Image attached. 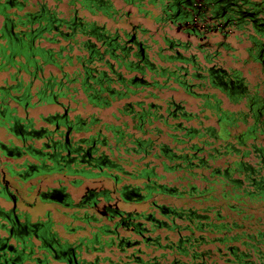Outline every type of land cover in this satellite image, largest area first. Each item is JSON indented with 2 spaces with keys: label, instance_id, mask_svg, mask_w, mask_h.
<instances>
[{
  "label": "trees",
  "instance_id": "1",
  "mask_svg": "<svg viewBox=\"0 0 264 264\" xmlns=\"http://www.w3.org/2000/svg\"><path fill=\"white\" fill-rule=\"evenodd\" d=\"M51 1L0 0V128L18 143L0 155L21 160L16 203L57 207L64 235L0 206V264H264V0ZM167 28L209 41L202 64ZM229 39L255 84L224 66ZM177 89L195 111L160 97ZM42 105L62 112L35 127Z\"/></svg>",
  "mask_w": 264,
  "mask_h": 264
},
{
  "label": "rangeland",
  "instance_id": "2",
  "mask_svg": "<svg viewBox=\"0 0 264 264\" xmlns=\"http://www.w3.org/2000/svg\"><path fill=\"white\" fill-rule=\"evenodd\" d=\"M114 3L118 6L119 5V0H113ZM28 3L31 4H35L36 2H45L48 6H52L53 2L51 0H27ZM58 10L62 11L65 13V5H64V1L61 0V4L58 5ZM133 22H137L136 19H133ZM143 27L147 28V29H151L153 30L155 28L154 24H152L150 21H146V20H142V21H138ZM164 32V34L167 35L168 38H171L173 40H178V41H183L185 39L184 35L181 34H177L174 29L172 28H167ZM217 38H214V40H216ZM229 44L235 49V52L233 53V55L236 58L233 59H226L224 66L225 67H230L232 69H237L240 70L242 75L245 77L246 81L250 84L253 85L255 84V82H257L260 79V75L258 73V68L256 65L248 63V64H243V58L245 56V54L242 51V48L244 47L243 44L241 45H237L235 44L231 39H229ZM192 44H196L197 41H193L191 40ZM192 53H194V50H190ZM200 60V63L202 64V60L200 57H198ZM3 78V75H0V79ZM161 98H168L171 97L177 104L182 105L186 110L188 111H195V105L197 103L196 99H194L192 96L185 94L184 92L180 91V90H176L174 92H164L160 95ZM224 106H226L224 104ZM72 108H74V111L70 112L69 115L71 116L72 114H78L81 117H84L88 114H92L95 116H98L99 118H101L104 121H110V114L113 112V108L109 109V110H105V111H96L94 109H91L87 106H72ZM55 112H62V110L56 106V105H42V106H38L32 110L29 111V115L31 117H33L35 121V127L43 125V123L39 120V116H46L47 114H53ZM0 143L5 144V145H9L10 143H14V144H18L17 141L10 135H8L4 130L0 129ZM21 160H13V159H9V158H5L2 157L0 155V172L5 173L4 175H2L0 177V185L2 186L4 182L8 183L9 186V190L12 194L16 195L17 197H19V193L18 192H14L13 188L15 187V183L14 181L8 177L7 173H6V169L5 167L7 165L14 167L15 164L20 163ZM2 177L4 179V182L2 181ZM47 184H52L51 180H47L46 181ZM34 184V181H33ZM83 184H88V182H84ZM27 185H23L21 187V189H19L20 194H22L23 190L25 189ZM83 185H81L80 187L76 188V189H69V192L71 194V196L73 198L78 197L82 191H83ZM33 194H31L32 196ZM31 196H29L30 198L25 199V201L27 202V204H29L31 202ZM32 204H34L33 208H29L27 207V205L17 202L15 204V206L18 209L21 210H25L29 215L30 218L33 220L35 218H40L42 219L44 214H46L47 212L50 213L51 218L54 220V222L56 223V229L57 232L59 233V235H64L62 233V230L60 228V224L65 222L66 219L61 215L60 210L53 206V205H44L41 204L37 199L34 200L32 202ZM0 206L5 208V209H9L11 208L12 204L11 202L6 199V198H2L0 197ZM138 210V208H136ZM59 224V225H58Z\"/></svg>",
  "mask_w": 264,
  "mask_h": 264
},
{
  "label": "flooded vegetation",
  "instance_id": "3",
  "mask_svg": "<svg viewBox=\"0 0 264 264\" xmlns=\"http://www.w3.org/2000/svg\"><path fill=\"white\" fill-rule=\"evenodd\" d=\"M176 32H177V34H179V29H176ZM184 36H185V39L183 41H180V42L185 43L186 47L188 48L187 52H190L191 55L196 54L197 57H200L201 54H202V42H209V41H207V39L206 40H202V34H201V37H199V38L193 37V36H189L188 34H185ZM215 38H217V37H215ZM191 40L197 41V43L196 44H192ZM216 40L213 39V41H216ZM194 47H196L195 50L193 49ZM196 49L199 50L201 54ZM190 50H194V53H192ZM4 174L5 173L0 172V177L2 175H4ZM0 187H1V185H0ZM2 194L5 196L4 192H2Z\"/></svg>",
  "mask_w": 264,
  "mask_h": 264
},
{
  "label": "water",
  "instance_id": "4",
  "mask_svg": "<svg viewBox=\"0 0 264 264\" xmlns=\"http://www.w3.org/2000/svg\"><path fill=\"white\" fill-rule=\"evenodd\" d=\"M68 133H69V130L66 131L65 138H67ZM2 181L4 182L3 177H2ZM2 186H3V189H4L5 196L8 198V200L12 204L11 209L13 210L14 207H15V204H16V196L14 194H12L10 192V190L8 189V183L4 182Z\"/></svg>",
  "mask_w": 264,
  "mask_h": 264
}]
</instances>
